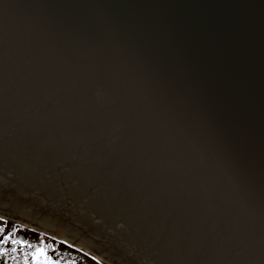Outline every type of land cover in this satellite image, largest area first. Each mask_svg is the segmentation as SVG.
<instances>
[{"label":"water","instance_id":"1","mask_svg":"<svg viewBox=\"0 0 264 264\" xmlns=\"http://www.w3.org/2000/svg\"><path fill=\"white\" fill-rule=\"evenodd\" d=\"M0 216L105 264H264V0H0Z\"/></svg>","mask_w":264,"mask_h":264},{"label":"flooded vegetation","instance_id":"2","mask_svg":"<svg viewBox=\"0 0 264 264\" xmlns=\"http://www.w3.org/2000/svg\"><path fill=\"white\" fill-rule=\"evenodd\" d=\"M0 264H105L91 251L0 216Z\"/></svg>","mask_w":264,"mask_h":264}]
</instances>
